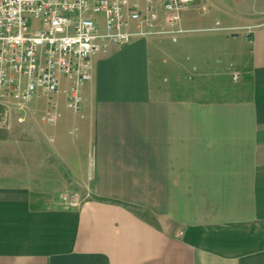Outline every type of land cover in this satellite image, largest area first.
Instances as JSON below:
<instances>
[{
	"label": "crops",
	"instance_id": "1",
	"mask_svg": "<svg viewBox=\"0 0 264 264\" xmlns=\"http://www.w3.org/2000/svg\"><path fill=\"white\" fill-rule=\"evenodd\" d=\"M179 26L0 105V264H264V0Z\"/></svg>",
	"mask_w": 264,
	"mask_h": 264
},
{
	"label": "built area",
	"instance_id": "2",
	"mask_svg": "<svg viewBox=\"0 0 264 264\" xmlns=\"http://www.w3.org/2000/svg\"><path fill=\"white\" fill-rule=\"evenodd\" d=\"M193 1L166 0L159 14L152 5L141 11L131 0H0V105L38 93L50 97L65 76L72 82L67 106L78 111V89L92 79L96 52L109 44L124 47L135 39L181 33L180 12ZM35 22L38 27L30 31ZM60 198L79 203L76 195Z\"/></svg>",
	"mask_w": 264,
	"mask_h": 264
},
{
	"label": "rangeland",
	"instance_id": "3",
	"mask_svg": "<svg viewBox=\"0 0 264 264\" xmlns=\"http://www.w3.org/2000/svg\"><path fill=\"white\" fill-rule=\"evenodd\" d=\"M207 6V5H206ZM187 7V6H186ZM207 9L206 8H204L203 10H201V12L203 13V11H206ZM200 11V10H199ZM183 14H185V13H183ZM38 27V22L36 23H33L32 25H30V31H32V30H34L35 29V27Z\"/></svg>",
	"mask_w": 264,
	"mask_h": 264
}]
</instances>
